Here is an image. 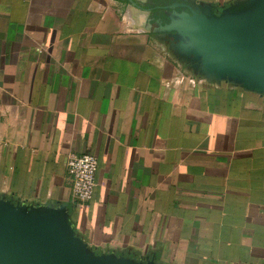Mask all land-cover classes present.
Returning <instances> with one entry per match:
<instances>
[{
	"label": "crops",
	"instance_id": "1",
	"mask_svg": "<svg viewBox=\"0 0 264 264\" xmlns=\"http://www.w3.org/2000/svg\"><path fill=\"white\" fill-rule=\"evenodd\" d=\"M174 2L0 0V198L66 208L95 255L264 264V96L178 60ZM81 154L85 204L65 165Z\"/></svg>",
	"mask_w": 264,
	"mask_h": 264
},
{
	"label": "water",
	"instance_id": "2",
	"mask_svg": "<svg viewBox=\"0 0 264 264\" xmlns=\"http://www.w3.org/2000/svg\"><path fill=\"white\" fill-rule=\"evenodd\" d=\"M174 55L211 83L264 96V0H237L215 12L193 0L162 7ZM176 9H182L176 11ZM0 264H153L95 255L74 233L66 208L0 198Z\"/></svg>",
	"mask_w": 264,
	"mask_h": 264
},
{
	"label": "built area",
	"instance_id": "3",
	"mask_svg": "<svg viewBox=\"0 0 264 264\" xmlns=\"http://www.w3.org/2000/svg\"><path fill=\"white\" fill-rule=\"evenodd\" d=\"M65 165L72 200L81 204L89 202L95 188L97 160L86 154L70 155Z\"/></svg>",
	"mask_w": 264,
	"mask_h": 264
}]
</instances>
